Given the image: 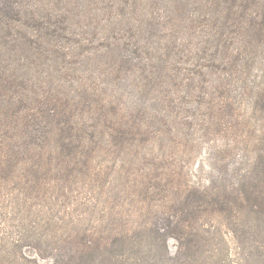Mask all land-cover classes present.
Here are the masks:
<instances>
[{"label":"trees","instance_id":"obj_1","mask_svg":"<svg viewBox=\"0 0 264 264\" xmlns=\"http://www.w3.org/2000/svg\"><path fill=\"white\" fill-rule=\"evenodd\" d=\"M104 67L114 86H134L132 113L107 108L108 88L95 77ZM178 85L224 104L225 118L207 131L227 138L226 150L202 188L179 183L172 169L170 119L181 114L186 128L174 151L202 121L179 101ZM231 90L250 111L226 112ZM152 123L154 132L168 128L169 145L152 137ZM130 152L143 160L140 174ZM102 155L126 165L117 174L125 180L128 168L133 191L101 217L110 223L99 237L76 248L38 237L41 260L264 264V0H0V179L32 191L54 179L64 191ZM16 248L3 246L2 264H39ZM64 248L78 251L64 262Z\"/></svg>","mask_w":264,"mask_h":264},{"label":"rangeland","instance_id":"obj_2","mask_svg":"<svg viewBox=\"0 0 264 264\" xmlns=\"http://www.w3.org/2000/svg\"><path fill=\"white\" fill-rule=\"evenodd\" d=\"M153 57L156 58L154 55ZM151 66L152 64H150ZM115 76L116 74L111 75L107 67H104L101 74L95 75L97 82L98 79L101 80L108 88L106 99L111 104L107 108L118 105L120 112L122 109L129 108V113H132L129 105L137 101V95L133 90L134 86L130 87L126 86V84L123 87L114 86ZM181 79L182 76L177 78V80ZM176 93L180 102L182 98L185 99L186 104L184 106L187 107L185 110L190 113L196 112L200 115L199 118L202 121L198 132L195 128L190 135L191 142L184 147L178 146L176 151H174V134L181 129L183 136L185 138L187 136L185 135L186 128L181 124L182 115H173L172 119H170V139L172 142L170 157L172 162L175 163L172 169H176L175 173L179 183L183 185L190 183L193 187L202 188L207 186L209 184L208 181L212 179L211 169H213L215 161L224 156L222 153L219 155V152H225L226 150L227 138L224 137L222 139V135L217 131L213 133L207 131L208 123L211 120H218L220 115L225 118L224 104L218 102V96L204 97L203 94L206 92L181 88L180 85H178ZM227 93L234 102H231L232 106L230 102L229 104L226 103L225 109L230 116L233 115V112L245 113L250 111L249 100L243 98L238 91L231 90ZM221 105H223V108ZM145 106L149 110L151 105H147L145 101ZM154 126L148 129L152 137H163L165 143L169 145L168 128L154 132ZM183 136L180 134V137ZM150 147L152 146H148V151ZM104 156L102 155L95 159V169L92 167L86 169L80 180L74 183L76 180L74 179V184L68 186L64 191L60 189L54 179L47 180L44 187L39 185V191L25 190L23 180H12L15 183L13 184L9 183L11 181L0 179V238L4 240L0 243V264L7 260L6 255L2 252L4 245L11 250L17 247L15 250L18 251V255L23 259L27 258L32 261L37 259L41 261L38 262L39 264H51V260H41L39 256V254L45 253L44 247L39 249L36 246L34 248L32 245L38 237H42L45 240L53 237L56 238L55 246L63 247L68 244L69 247L76 248L83 237L91 236L96 238L100 236L103 226L110 223L109 218L103 222L101 217L110 215V207L119 205L122 198L127 193H131L133 191L132 186L136 184L135 179L132 180L134 176L128 174V168L124 170V174H126L125 180H122V175L119 176L117 174V171L126 166L125 164L118 162L117 166H115L113 158H104ZM125 156L128 165L135 163L134 170L140 174V168L143 166V160L140 156L136 159L131 152ZM108 176H110V179ZM127 176L131 183L125 186L126 184H122V182L127 180ZM55 190H59L60 195L56 193L52 199ZM120 191L119 201H114V197ZM50 229L52 231L47 232ZM55 246H51V249H54L57 253L62 252L60 248ZM175 246L176 242L174 240L170 241V247L174 249ZM232 246L234 247L231 244ZM72 248H69V252L66 251V248L62 249L64 253L67 252L62 258L64 262L68 261L69 257L74 253L73 251H78ZM31 264L34 263L31 262Z\"/></svg>","mask_w":264,"mask_h":264}]
</instances>
